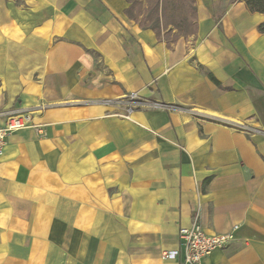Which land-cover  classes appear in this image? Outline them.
<instances>
[{
	"label": "crops",
	"instance_id": "obj_1",
	"mask_svg": "<svg viewBox=\"0 0 264 264\" xmlns=\"http://www.w3.org/2000/svg\"><path fill=\"white\" fill-rule=\"evenodd\" d=\"M194 5L168 47L124 0H0V113L31 117L0 156V264H183L196 213L233 234L199 264H264V15ZM129 93L173 109L114 116Z\"/></svg>",
	"mask_w": 264,
	"mask_h": 264
},
{
	"label": "built area",
	"instance_id": "obj_2",
	"mask_svg": "<svg viewBox=\"0 0 264 264\" xmlns=\"http://www.w3.org/2000/svg\"><path fill=\"white\" fill-rule=\"evenodd\" d=\"M104 104L119 111L114 116L131 121V114L138 109L142 110H172L173 106L154 102L142 98L137 93H129L123 98L107 99ZM3 123L0 127V156L6 146L7 138L15 132H19L31 126V117L23 111L1 112ZM233 229H237L233 227ZM180 251L183 256V264H199V262L211 253L224 248L233 239L232 233L208 234L198 222V214L193 217L189 227H181L178 232ZM178 252L165 253L163 259L168 260L178 257Z\"/></svg>",
	"mask_w": 264,
	"mask_h": 264
},
{
	"label": "trees",
	"instance_id": "obj_3",
	"mask_svg": "<svg viewBox=\"0 0 264 264\" xmlns=\"http://www.w3.org/2000/svg\"><path fill=\"white\" fill-rule=\"evenodd\" d=\"M127 8L125 16L140 29L151 30L158 41L168 47L177 36L194 35L196 32L195 0H124ZM250 14L264 15V0H240ZM257 31L264 35V22ZM208 78L219 86L212 75Z\"/></svg>",
	"mask_w": 264,
	"mask_h": 264
}]
</instances>
